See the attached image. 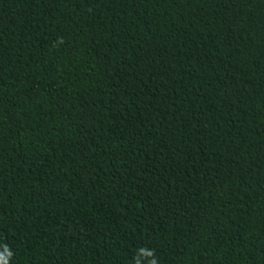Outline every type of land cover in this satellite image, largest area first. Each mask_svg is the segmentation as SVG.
Masks as SVG:
<instances>
[{
  "label": "trees",
  "instance_id": "obj_1",
  "mask_svg": "<svg viewBox=\"0 0 264 264\" xmlns=\"http://www.w3.org/2000/svg\"><path fill=\"white\" fill-rule=\"evenodd\" d=\"M0 264H264V0H0Z\"/></svg>",
  "mask_w": 264,
  "mask_h": 264
}]
</instances>
